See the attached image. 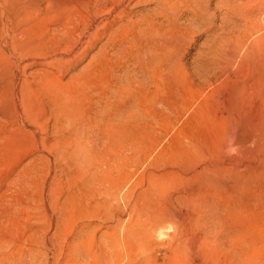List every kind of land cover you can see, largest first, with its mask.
I'll use <instances>...</instances> for the list:
<instances>
[{"label": "rangeland", "instance_id": "374dc122", "mask_svg": "<svg viewBox=\"0 0 264 264\" xmlns=\"http://www.w3.org/2000/svg\"><path fill=\"white\" fill-rule=\"evenodd\" d=\"M226 1L210 28L180 12L182 67L120 117L121 34L47 1L16 28L0 0V264H264V8L256 32ZM47 88L78 111L58 149Z\"/></svg>", "mask_w": 264, "mask_h": 264}, {"label": "bare ground", "instance_id": "6f19581e", "mask_svg": "<svg viewBox=\"0 0 264 264\" xmlns=\"http://www.w3.org/2000/svg\"><path fill=\"white\" fill-rule=\"evenodd\" d=\"M42 1L53 3L57 7L81 6L87 9L91 16H95V14L98 13V15L96 17H93L91 23L85 28L86 31H96L97 26H99L100 24H105L107 25L109 31L108 36L110 40L116 38L115 34L117 33L122 35L121 39H119V42L121 45H123V48L116 53H118V56L124 61L123 64L126 67L125 69L127 73L126 83L124 84V86L118 89V91L124 97V103L122 105H119V108L117 106V112L118 114H120V117L128 115L132 106H143L144 99L147 97L146 90L149 87L148 82H151V84H155L154 82H156V84L161 82L162 78L160 77L159 72L165 73L166 71H168L170 73V76L165 78L168 79L171 78L172 75H175L182 67L181 60L179 59V54L184 44H187V42L185 41L187 40L189 34H192V30L187 25H182L181 23H179L180 12L182 11L184 13H189L192 16L191 20L198 22L199 25L210 28L211 22L215 18V11L225 9L226 6H230L229 3L231 2L226 0H112V2L116 6L112 9V11H110L111 20H107L106 18L108 16L102 8H105L109 0H12L14 4V7L12 8L14 10V15L10 16V18L8 17L9 23L13 24L16 28L21 27L26 22V20H28L32 9L36 8L37 10V7H39V4ZM150 1L153 2L158 8L157 12L139 15L135 13V9L138 6H140L142 3H148ZM244 1L245 0H232V2H234L235 4L233 6L231 5V9L235 12V14L240 16L243 15L246 18V21L244 20L246 29L251 31L256 30V32H258L260 31V25L255 19H251L252 13L254 12L255 7L257 8V5H259L260 9L264 8V3H260V0H254L255 4H251L250 8H248L243 5ZM211 10L212 13H210ZM7 26L5 24L4 32H2L3 35L1 33V36L3 37L2 39H4L5 37L4 41H6L7 39V33H10V29H8ZM22 31H20V33H24V31ZM13 36L14 34L12 33V37ZM16 37L19 39L18 36ZM23 39L25 40V38ZM31 49L33 51L32 46ZM31 49L29 48V50ZM25 50L26 48L24 49V51ZM26 52L29 53L28 50ZM99 53L101 54L102 51H99ZM177 53H179V57H177ZM217 55H219V52ZM60 81L59 83L62 84ZM47 82L49 83L51 82V80ZM51 83L53 84V82ZM53 86H55V84H53ZM45 87H43L44 90L46 89ZM60 87L64 88L65 90V85L64 87L62 85ZM14 91H17V89H15ZM47 92L49 94L51 93L49 90ZM49 94L47 95V97L49 96ZM19 96L22 97L21 95ZM50 97H52V99H48L49 103L47 104V108H42V112H40L48 121L52 123L50 127L52 133L55 136V140L52 142V146L58 149L61 146V141L64 139V134L67 126L72 125L70 127V130H76L73 127L76 124V120L73 119V117L77 115L76 112L78 111H76L77 107L75 106V104L67 100V94H63L60 91H55V94L51 93ZM151 115L153 116V114ZM79 153H81V150L77 148V153L75 152V155L77 156ZM79 157L84 159V157H82L80 154Z\"/></svg>", "mask_w": 264, "mask_h": 264}]
</instances>
